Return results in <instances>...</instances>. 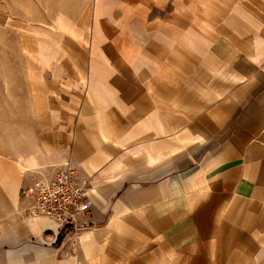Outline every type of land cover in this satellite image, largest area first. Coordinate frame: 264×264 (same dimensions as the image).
<instances>
[{
	"label": "crops",
	"instance_id": "0c3cea01",
	"mask_svg": "<svg viewBox=\"0 0 264 264\" xmlns=\"http://www.w3.org/2000/svg\"><path fill=\"white\" fill-rule=\"evenodd\" d=\"M82 4L0 137V264H264V0ZM67 158L77 228L22 193Z\"/></svg>",
	"mask_w": 264,
	"mask_h": 264
},
{
	"label": "rangeland",
	"instance_id": "374dc122",
	"mask_svg": "<svg viewBox=\"0 0 264 264\" xmlns=\"http://www.w3.org/2000/svg\"><path fill=\"white\" fill-rule=\"evenodd\" d=\"M88 6L82 0H0V137L3 140L7 134L14 133L19 120L14 116L20 105L16 100L24 101L32 92V63L38 60L40 52L38 35L45 36L44 45L45 40L62 42L61 32L66 28L77 35L78 20L80 15L89 14Z\"/></svg>",
	"mask_w": 264,
	"mask_h": 264
},
{
	"label": "built area",
	"instance_id": "2783aa9c",
	"mask_svg": "<svg viewBox=\"0 0 264 264\" xmlns=\"http://www.w3.org/2000/svg\"><path fill=\"white\" fill-rule=\"evenodd\" d=\"M22 193L33 195L30 211L50 217L57 224L78 227L77 219L88 208L90 188L79 180L69 158L65 159L48 179L35 180Z\"/></svg>",
	"mask_w": 264,
	"mask_h": 264
}]
</instances>
